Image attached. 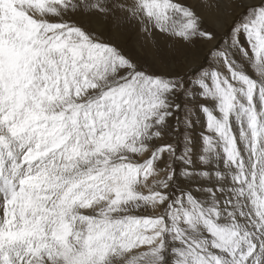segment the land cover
<instances>
[{
  "label": "snow or ice",
  "instance_id": "1",
  "mask_svg": "<svg viewBox=\"0 0 264 264\" xmlns=\"http://www.w3.org/2000/svg\"><path fill=\"white\" fill-rule=\"evenodd\" d=\"M0 264H264V0H0Z\"/></svg>",
  "mask_w": 264,
  "mask_h": 264
},
{
  "label": "rangeland",
  "instance_id": "2",
  "mask_svg": "<svg viewBox=\"0 0 264 264\" xmlns=\"http://www.w3.org/2000/svg\"><path fill=\"white\" fill-rule=\"evenodd\" d=\"M78 19H80L81 22H85V23L88 22V21H87L85 18H83V17H78ZM229 21H230V17H226V18H225V21H224V27H227ZM90 26H91V25H90ZM106 35H107V34H106ZM138 39H140L141 42H142V38H138ZM145 191H147V189H145Z\"/></svg>",
  "mask_w": 264,
  "mask_h": 264
}]
</instances>
